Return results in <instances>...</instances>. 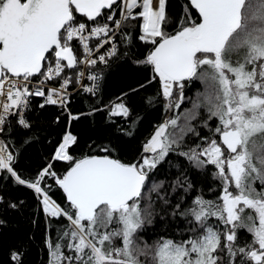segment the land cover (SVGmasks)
<instances>
[{"label": "snow or ice", "instance_id": "6c2138e0", "mask_svg": "<svg viewBox=\"0 0 264 264\" xmlns=\"http://www.w3.org/2000/svg\"><path fill=\"white\" fill-rule=\"evenodd\" d=\"M15 216L42 264H264V0H0V237Z\"/></svg>", "mask_w": 264, "mask_h": 264}, {"label": "trees", "instance_id": "16d2710c", "mask_svg": "<svg viewBox=\"0 0 264 264\" xmlns=\"http://www.w3.org/2000/svg\"><path fill=\"white\" fill-rule=\"evenodd\" d=\"M181 0H170V10L175 13L178 11V6L180 5ZM123 84L120 82V80L114 79L106 93H105V100L108 99H115V93L118 92V89L122 87ZM158 86L157 85H151L149 87V93L155 94L157 91ZM204 85L201 84L199 81H196L194 84V87L192 91L189 93L190 95H195V92L197 90L203 91ZM83 105H76V107H80ZM144 119L142 123L140 124L139 128L137 129V137L136 139L127 146V151L129 153L136 151V149L139 147L140 142L148 136V134L152 131V124L160 118V112L159 110L154 109H148L147 111H141L140 113ZM50 115V114H46ZM119 119V118H117ZM106 124L103 122L102 118L97 115L95 120L93 118L89 117L87 118L83 123L76 124L74 122L72 131L74 133H78L81 136V143L83 144V141L88 136H98L105 134ZM53 136H55V133H53ZM48 150V145L45 143L43 147L37 146L36 149L33 150L30 157L25 160L24 164L25 167L29 166H35L43 162L44 156L43 153ZM16 195L25 198L30 201V198L26 191H20L16 193ZM29 232L35 233V241L28 245L26 244V251L27 255L24 257L25 264H42L45 252L41 247L40 239H41V233L38 230H34L31 228V226L28 224L27 220L22 216H15L9 218V227L5 230L2 237H0V264H5L6 256H7V250L9 247L15 245L18 240H22L25 238V235Z\"/></svg>", "mask_w": 264, "mask_h": 264}]
</instances>
